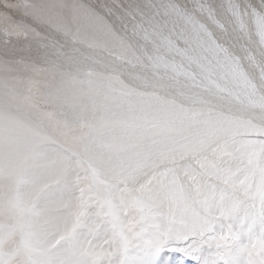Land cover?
Segmentation results:
<instances>
[{"label":"clouds","instance_id":"obj_1","mask_svg":"<svg viewBox=\"0 0 264 264\" xmlns=\"http://www.w3.org/2000/svg\"><path fill=\"white\" fill-rule=\"evenodd\" d=\"M4 6L25 17L0 29L5 264H120L264 189V0Z\"/></svg>","mask_w":264,"mask_h":264},{"label":"rangeland","instance_id":"obj_2","mask_svg":"<svg viewBox=\"0 0 264 264\" xmlns=\"http://www.w3.org/2000/svg\"><path fill=\"white\" fill-rule=\"evenodd\" d=\"M2 1L4 2V0H0V2H1L0 3V6H1L0 11L4 14V16L0 19V29H4L3 26L6 25L7 23L8 24L11 23L12 25L15 26L21 20L25 19V17L22 15L20 8L5 7V6H3L4 3H2ZM9 2L14 3L15 0H9ZM256 153L258 154L257 156H263V155H261V153H259L257 151H256ZM247 158H249V155H247ZM246 160L249 162L248 166H250L249 159H246ZM262 165L264 166V164H261V165H254L253 164V165H251L250 166L251 171L255 174L264 173V168L261 167ZM259 167H261V168H259ZM252 200H254V198ZM255 203H257L255 200L253 202H251V199H250L247 210H245V212L248 211L249 213H247V212L245 213L244 210L242 211V217H241L242 220L240 219L239 222L241 224L240 228L241 229L243 227L244 228L242 229V233H240L238 236H237L235 231H234V233L232 232V226L233 225L230 227V224L226 218L222 223H214L211 225L205 224L207 226L202 225L203 223L201 224L202 226H200L199 223H194V224L190 223L189 224L190 226H188V228H187L188 224H182L181 225L182 231L178 232L179 238L191 239L192 249H193V251L198 252L202 256L203 264H264V231H263L264 230V228H263L264 227V219L262 218L260 213L257 212L256 209H258V210H260V209L257 207L258 204H255ZM251 204L255 205L256 207L252 206ZM262 206H264V204H262ZM251 210H252V212L255 211L254 212L255 216H254V214H252ZM246 217H247V219H246ZM195 224H197V225H195ZM218 224L220 225L219 229H217L219 227ZM246 224L249 225V228H248L249 231L253 232L254 234L250 232V233H248V236H247L246 232L248 231V229L246 231V228L248 226ZM257 224H259V227ZM213 225H215V226L212 227ZM216 225H217V227H216ZM204 226L205 227L211 226L212 229L210 227L211 230L209 229V230L205 231ZM245 226H247V227L245 228ZM257 227H258V229H257ZM191 228H192V230H190ZM196 228H197V230H196ZM186 229H188V231ZM259 229H260V231L262 230L261 234L263 235V238H261V236L258 237L259 236L258 235ZM184 231L185 232L187 231L186 232L187 234L183 233ZM193 231H195L196 234H197V231H199L198 232L199 234H197V235L200 237H198L196 234L194 235ZM188 233H190L189 235H191V236H189ZM202 233H204V234L202 235ZM183 234H185V235H183ZM249 234L250 235L252 234V235L249 236ZM221 235H222V237H221ZM223 235H225V236H223ZM253 235H255V236H253ZM217 236H219V237H217ZM242 236L244 237L243 239L246 238L243 241H246L245 243L249 244V247L245 246L246 244L242 241ZM247 237L249 239H247ZM235 240H238V241H235ZM196 241H198V242H196ZM205 241H207V243ZM241 241L244 243V245ZM235 242H238L240 244L235 243ZM237 245H239V247ZM123 249L128 250L129 255L126 257L125 256L121 257L122 264H140L142 253L134 252L128 248H123ZM180 254L179 253H174V254L172 253L171 254V256H172L171 264H196L195 259H193L191 256H186L184 254L180 255ZM212 258H214L216 261ZM3 263L5 264V262H3Z\"/></svg>","mask_w":264,"mask_h":264},{"label":"bare ground","instance_id":"obj_3","mask_svg":"<svg viewBox=\"0 0 264 264\" xmlns=\"http://www.w3.org/2000/svg\"><path fill=\"white\" fill-rule=\"evenodd\" d=\"M1 3V2H0ZM2 3H4L3 1H2ZM4 6V5H3ZM1 7V6H0ZM4 16V14L0 11V19L2 18ZM9 20V19H8ZM13 20V19H12ZM9 22V21H8ZM14 22V21H13ZM7 28H13V27H15L14 25H12L11 23H7L6 25H4L3 26V28L5 29L6 27ZM257 152H259V151H257ZM256 151H250L249 153H248V155H249V158H246V159H249V161H250V166L251 165H261V164H264V155L263 156H257L258 154L256 153ZM260 153V152H259ZM246 163H247V165H249V162L246 160ZM250 166H249V168H250ZM261 167H263L264 168V166L262 165ZM261 167H259V168H261ZM251 169V168H250ZM255 170V169H254ZM252 174H255V173H253L252 171H251V173H250V175H252ZM250 183V186H251V184H252V182L250 181L249 182ZM255 185H256V187H257V192L254 194V200L257 202V203H255V204H258L257 205V207L260 209V210H258V209H256L257 210V212H259L260 213V215L262 216V218L264 219V206H262V204H264L263 202H264V189H261L260 188V184H259V180L257 179L256 181H255ZM254 200H252L251 199V202H253ZM252 206H255V205H253V204H251ZM256 207V206H255ZM253 208V207H252ZM251 208V209H252ZM254 209V210H255ZM247 210V209H246ZM255 210V211H256ZM242 211L243 210H241L240 212H239V214L236 216V218L235 219H233L231 216H229V217H227V220H228V222H229V224H230V227L232 226V232L234 233V231L236 232V234H237V236L240 234V233H242V229L244 228H240V226H241V224H240V219H241V217H242ZM254 211V212H255ZM244 212H245V210H244ZM247 213H249L248 211H246ZM245 212V213H246ZM251 212H252V210H251ZM254 212H252V214H254V216H255V213ZM257 214V213H256ZM248 215V214H247ZM259 215V214H258ZM244 217V216H243ZM246 219H247V217H246ZM245 219V220H246ZM249 219V218H248ZM242 220V219H241ZM203 223V224H202ZM194 224V223H193ZM205 225V224H207V223H204V222H199V225L200 226H202V225ZM195 225H197V224H195ZM208 225V224H207ZM207 225H205V226H207ZM219 225V224H218ZM247 225V224H246ZM258 225V227H259V224H257ZM188 226H190L189 224L187 225V228H188ZM199 226V227H200ZM204 226V229H205V231L206 230H209L210 229V227L211 226H208V227H205ZM215 225H213L212 227H214ZM227 226V225H226ZM248 226V227H247ZM247 226H245V228H246V231H247V229L249 228V225H247ZM261 226V225H260ZM212 227H211V229H212ZM216 227H217V225H216ZM229 227V228H230ZM234 227V228H233ZM258 227H257V229H258ZM186 228V227H185ZM184 228V229H185ZM220 228V225H219V227L217 228V229H219ZM261 228V227H260ZM264 228V227H263ZM182 229V228H181ZM210 229V230H211ZM187 231H188V229H186ZM190 230H192V228L190 229ZM196 230H197V228H196ZM199 230V229H198ZM203 230V229H202ZM221 230V229H220ZM180 231H182V230H180ZM186 231V232H187ZM204 231V230H203ZM204 231V232H205ZM245 231V232H246ZM264 231V230H263ZM185 231L183 232V233H186ZM194 233V235L196 234V232L195 231H193ZM199 231H197V234H199L198 233ZM251 231H249V229H248V231L246 232L247 233V236H248V233H250ZM182 233V232H181ZM209 233V232H208ZM207 233V234H208ZM223 233V232H222ZM251 233H253V232H251ZM262 233V230L260 231V229L258 230V237H260L261 236V238H263V235L261 234ZM180 234V233H179ZM187 234V233H186ZM190 233H188V235H189ZM196 234V235H197ZM204 233H202V235H203ZM254 234V233H253ZM183 235H185V234H183ZM209 235V234H208ZM233 235V234H232ZM252 235V234H251ZM250 234H249V236H251ZM181 236V235H180ZM187 236V235H186ZM189 236H191V235H189ZM198 236V235H197ZM205 236V235H204ZM220 236V235H219ZM219 236H217V237H219ZM223 236H225V235H223ZM245 236V235H244ZM253 236H255V235H253ZM257 236V235H256ZM178 237H179V235H178ZM188 237V236H187ZM186 237V238H187ZM198 237H200V236H198ZM221 237H222V235H221ZM246 237V236H245ZM190 238V237H189ZM213 238V237H212ZM211 238V239H212ZM244 237L242 236V241L243 240H245V239H243ZM252 238V237H251ZM194 239V238H193ZM197 239V238H196ZM202 239V238H201ZM207 239V238H206ZM210 239V240H211ZM228 239V238H227ZM237 239V238H236ZM247 239H249L248 237H247ZM205 240V239H204ZM214 240V239H213ZM241 240V239H240ZM216 241V240H215ZM235 241H238V240H235ZM241 241V242H242ZM196 242H198V241H196ZM206 243H207V241H205ZM230 242V241H229ZM240 242V241H239ZM244 243L246 242V241H243ZM242 242V243H243ZM235 243H238V242H235ZM244 243H243V245H244ZM238 244H240V243H238ZM246 245L245 246H247V247H249V244H247V243H245ZM238 247H239V245H237ZM57 247H59V245H57ZM32 253H33V256L35 257V260H36V264H50V257L47 255V253L45 252V250L44 249H42V248H33L32 250ZM174 254V253H173ZM180 254V253H179ZM10 255V254H9ZM129 255V251L128 250H125V249H122L121 250V255H120V264H122V259H121V257L122 256H128ZM181 255V254H180ZM183 255V254H182ZM77 259V253H76V251H75V249H68V248H66V250H65V252L63 253V255H61L60 257H59V264H75V260ZM212 259H214V258H212ZM215 260V259H214ZM216 261V260H215ZM4 262V260H3V258H2V254H0V264H4L3 263ZM218 262V261H217Z\"/></svg>","mask_w":264,"mask_h":264},{"label":"snow or ice","instance_id":"obj_4","mask_svg":"<svg viewBox=\"0 0 264 264\" xmlns=\"http://www.w3.org/2000/svg\"><path fill=\"white\" fill-rule=\"evenodd\" d=\"M172 253L191 256L195 259L196 264H203L202 256L192 249L191 239H181L179 237L170 240L155 251L149 249L143 252L140 264H171Z\"/></svg>","mask_w":264,"mask_h":264}]
</instances>
